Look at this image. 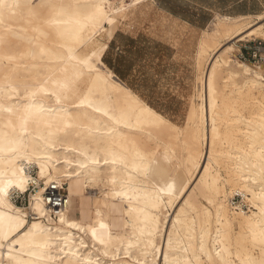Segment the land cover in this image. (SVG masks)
<instances>
[{
	"label": "bare ground",
	"instance_id": "6f19581e",
	"mask_svg": "<svg viewBox=\"0 0 264 264\" xmlns=\"http://www.w3.org/2000/svg\"><path fill=\"white\" fill-rule=\"evenodd\" d=\"M149 1L0 0V264H264V66L226 44L264 38V10L217 13L203 29L202 89L181 126L104 59L119 18ZM205 142L208 205L183 195ZM183 147L189 174L175 164ZM52 181L68 198L98 189L96 213L52 216ZM233 189L254 208H233Z\"/></svg>",
	"mask_w": 264,
	"mask_h": 264
},
{
	"label": "rangeland",
	"instance_id": "374dc122",
	"mask_svg": "<svg viewBox=\"0 0 264 264\" xmlns=\"http://www.w3.org/2000/svg\"><path fill=\"white\" fill-rule=\"evenodd\" d=\"M221 13L226 14L225 12ZM184 19V16L176 13L170 0H150L141 10L136 9L129 12L125 18H119L114 26L112 41L110 40L109 47L104 54L107 64L115 70L123 82L129 84L172 122L181 126H184L188 120V110L192 100L199 101L198 93L202 89L200 76L204 66L198 61L197 45L203 29L208 28L212 21L211 19L203 26H198L196 23H189ZM257 38L264 41L262 37ZM246 41H228L226 44L230 42L228 46L235 57L247 61L241 57V49L247 43ZM247 62L257 69H262L264 66V64L256 65L249 60ZM202 147L204 149L203 157L201 156L199 167L183 193L185 196L189 192H192L193 195L198 194L197 181L208 159L207 143L205 142ZM187 151L188 149L184 147L178 149L175 164L180 170L189 174L192 169L190 167H194V165H192V161L188 160ZM187 164L188 166H186ZM37 170L38 168L34 166V175H38ZM43 181L41 179V183ZM68 185V182L65 181L66 188ZM35 189L36 186H32L25 193V198L23 195L22 200L19 199L15 202L27 206L30 193ZM18 195H20V190L14 194V198ZM98 198V189H92L90 192L85 191L82 195L68 198L67 207L71 215L82 217L83 210L85 219H89L96 213L92 205L93 201L98 203ZM198 199L205 205L209 204L202 195L198 194ZM228 199L233 208L241 207L245 211L254 208L249 200V195H245L241 189H233L229 193ZM168 207L167 220L170 217L172 220L174 207ZM112 218L116 224L121 221L122 214L116 207H113ZM119 226L120 223L116 227Z\"/></svg>",
	"mask_w": 264,
	"mask_h": 264
},
{
	"label": "crops",
	"instance_id": "0c3cea01",
	"mask_svg": "<svg viewBox=\"0 0 264 264\" xmlns=\"http://www.w3.org/2000/svg\"><path fill=\"white\" fill-rule=\"evenodd\" d=\"M170 2L178 15L184 16V20L198 26L213 20L217 13L256 14L264 9V0H170Z\"/></svg>",
	"mask_w": 264,
	"mask_h": 264
},
{
	"label": "built area",
	"instance_id": "2783aa9c",
	"mask_svg": "<svg viewBox=\"0 0 264 264\" xmlns=\"http://www.w3.org/2000/svg\"><path fill=\"white\" fill-rule=\"evenodd\" d=\"M246 42L247 43H245L241 49V57L247 61L249 60L256 64H264V41L255 38L247 40ZM34 185L36 186L35 183H32L29 189H31L32 186L34 187ZM28 190H20V195L16 196L14 200H22L23 195L25 198V193ZM43 201L48 206L49 213L54 217L58 216V213L66 209L68 206V191L65 186V182L61 183L58 181H52L47 184V188L43 193Z\"/></svg>",
	"mask_w": 264,
	"mask_h": 264
}]
</instances>
